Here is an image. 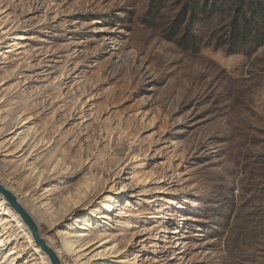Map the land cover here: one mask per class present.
Wrapping results in <instances>:
<instances>
[{
	"label": "rangeland",
	"instance_id": "374dc122",
	"mask_svg": "<svg viewBox=\"0 0 264 264\" xmlns=\"http://www.w3.org/2000/svg\"><path fill=\"white\" fill-rule=\"evenodd\" d=\"M151 1L0 0V182L63 264H264V45L220 46L218 0L182 48ZM4 206L0 264H51Z\"/></svg>",
	"mask_w": 264,
	"mask_h": 264
},
{
	"label": "trees",
	"instance_id": "16d2710c",
	"mask_svg": "<svg viewBox=\"0 0 264 264\" xmlns=\"http://www.w3.org/2000/svg\"><path fill=\"white\" fill-rule=\"evenodd\" d=\"M214 0L211 11L205 14L210 6V0L200 5L195 0H187L173 24L167 30L169 38H177V43L185 49L197 50L200 47V36L197 31L202 20L209 21L221 7ZM230 10V21L226 37L220 41V46L226 47L230 53H250L264 45V0H227ZM152 5L158 6L162 0H152ZM215 10V11H214ZM181 32V33H180ZM179 36V37H176Z\"/></svg>",
	"mask_w": 264,
	"mask_h": 264
},
{
	"label": "bare ground",
	"instance_id": "6f19581e",
	"mask_svg": "<svg viewBox=\"0 0 264 264\" xmlns=\"http://www.w3.org/2000/svg\"><path fill=\"white\" fill-rule=\"evenodd\" d=\"M4 198L3 199H0V207H3L5 205L4 208H3V210L7 211V213H13L12 216H16V219H18L17 218V214L18 213L9 205V203H6L5 202L6 199H4ZM46 205H47V210H50L51 213L56 211V209L54 208V206L51 205L50 203L47 202ZM108 209H111V208H110V204L107 203V208L105 207V210H102V211L98 212L97 215H96V217L99 218V219H109ZM10 229L11 228L9 226L8 220L3 219V218L0 217V252H2L3 254H4V248L9 243L8 241L10 240V238H12L15 235V232L14 231H10ZM80 232L81 231H74L73 233L75 235L74 236H72V235L69 236L70 234H72V232H70V233H67L69 235H65V237H64V240H63L64 241V248H65V250L70 255H75V254L77 255L78 253L81 252L82 248L84 247V245H82V243L85 241V239H83L82 237H80V236H83L82 234H84V233H80ZM29 238H30V241H32V237L29 236ZM15 253H17L16 247L11 248V250H9V252L7 253V255H5V258L7 260H10L8 264H12L15 261V257H14V254Z\"/></svg>",
	"mask_w": 264,
	"mask_h": 264
},
{
	"label": "water",
	"instance_id": "95a60500",
	"mask_svg": "<svg viewBox=\"0 0 264 264\" xmlns=\"http://www.w3.org/2000/svg\"><path fill=\"white\" fill-rule=\"evenodd\" d=\"M0 194L5 197L9 205L19 214L24 224L28 227L35 243L48 256L51 264H63L56 249L45 238L36 219L20 202L18 196L2 182H0Z\"/></svg>",
	"mask_w": 264,
	"mask_h": 264
}]
</instances>
